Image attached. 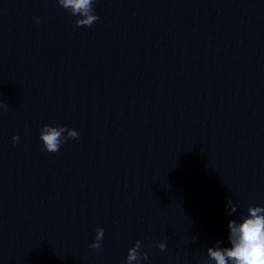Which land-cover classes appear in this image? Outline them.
<instances>
[{"label":"water","instance_id":"1","mask_svg":"<svg viewBox=\"0 0 264 264\" xmlns=\"http://www.w3.org/2000/svg\"><path fill=\"white\" fill-rule=\"evenodd\" d=\"M94 7L0 0V264H214L264 207V0ZM45 125L78 139L43 152Z\"/></svg>","mask_w":264,"mask_h":264},{"label":"clouds","instance_id":"2","mask_svg":"<svg viewBox=\"0 0 264 264\" xmlns=\"http://www.w3.org/2000/svg\"><path fill=\"white\" fill-rule=\"evenodd\" d=\"M96 0H56L59 8L77 17L75 26L77 28L91 27L98 19L95 14ZM37 23L39 19L37 18ZM5 105L0 104V108ZM79 133L67 127L43 126L40 129L39 141L42 144L41 151L54 154L60 150L62 144L70 140L78 139ZM19 142L17 136L12 137V143ZM226 207L231 215L236 211L231 200H227ZM227 242L230 246L220 247L222 241H217L214 247L207 249V257L214 264H264V207L249 206L247 214L242 215L239 221L230 220L227 224ZM95 238L89 245L92 250L99 249L104 236V229H95ZM160 251H164L165 243L157 245ZM148 255L141 251V241L128 249L125 264H141L147 260Z\"/></svg>","mask_w":264,"mask_h":264}]
</instances>
